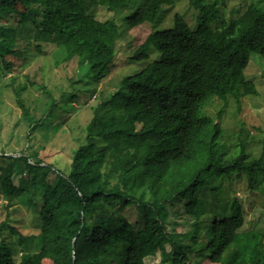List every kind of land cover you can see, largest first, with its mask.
<instances>
[{
  "label": "trees",
  "instance_id": "obj_1",
  "mask_svg": "<svg viewBox=\"0 0 264 264\" xmlns=\"http://www.w3.org/2000/svg\"><path fill=\"white\" fill-rule=\"evenodd\" d=\"M16 1L0 0V69L10 74L27 146L15 155L0 152V192L8 204L39 202V224L20 239L29 245L31 236L35 251L18 259L10 238H0V264H146L157 253L164 264H193L192 253L218 264H264V231L244 229L240 199L223 194V184L230 187L250 168L264 174V145L251 156L244 123L234 132L221 122L224 113L237 116L242 97L258 94L244 70L250 54L264 58V0H244L230 17L222 0H190L193 26L175 13L172 26L150 32L127 55L115 85L94 97L65 170L44 163L38 134L45 138L58 108L106 77L118 60V39L159 23L180 0H19L16 24H2ZM30 55L40 64L22 73ZM48 56L71 86L58 96L42 74ZM32 89L41 94L29 105ZM23 172L16 184L12 174ZM210 201L215 214L197 212ZM179 203L189 226L170 232L168 209L169 222L178 224Z\"/></svg>",
  "mask_w": 264,
  "mask_h": 264
},
{
  "label": "rangeland",
  "instance_id": "obj_2",
  "mask_svg": "<svg viewBox=\"0 0 264 264\" xmlns=\"http://www.w3.org/2000/svg\"><path fill=\"white\" fill-rule=\"evenodd\" d=\"M21 1V0H20ZM19 0L16 1L18 6L16 11L9 19H2V24L12 25L16 24L19 18L17 12L22 10V5H19ZM190 0H180L167 9L162 15L159 23L157 24H142L132 28L117 41L118 57L114 62L111 69L107 72L106 77L102 80H98L91 85H88L89 90L86 93H79L76 98H70L68 106L65 108H58L55 116V120L51 126H56L54 130L59 131L58 134L53 133V129L49 130L48 134H38V139L42 141V144L46 145V149L42 150L41 157L47 165H55L56 168L61 170L67 169L68 163L71 160V150L76 147L79 137H81L82 129L84 125L89 121L92 116L91 104L95 96L99 95L101 89L112 88L116 83V78L122 75L124 69H126V57L131 54L135 48L140 45L146 38V36L154 29L170 27L173 24V16L175 13H180L184 16L185 20L190 26H193L194 21V9L190 5ZM225 3V9L223 11L226 17L232 16L234 13L231 9H234L239 5L240 10L243 9L242 4L244 0H222ZM143 0H137L136 5H140ZM261 4V2H259ZM234 7V8H233ZM126 11H124V14ZM96 16L99 19L104 18V13L101 9L96 8ZM150 57L153 58L156 54L150 51ZM37 57L30 55V58L24 62L21 72L32 73L40 61H37ZM43 71L44 79L48 87H51L56 96L59 95L60 90H70L71 86L69 82L63 77L65 74L63 71H57L53 68L51 57L48 56L44 59ZM41 64V65H42ZM133 66V65H132ZM244 74L247 78L251 79L256 87L258 94L247 95L241 99V111L237 116H232L230 113H224L221 117V122L227 131L233 130L234 132L238 128V121H242L245 128L249 131L246 136L247 152L253 157H259L261 154L262 146L264 145V58L258 54H250L249 63L244 70ZM10 74L4 73L0 69V152L5 151L8 154H18L27 146L26 139L24 137L26 130V123L20 117V110L15 104L14 96L9 85ZM39 77V75H38ZM77 86H80L78 84ZM39 90L32 89L25 94V100L27 104L32 105V100L40 95ZM218 107H221L219 104ZM54 124V125H53ZM236 127V128H235ZM226 139V137H225ZM264 167V163H263ZM38 173L46 170H38ZM20 175H27L26 172L14 173L13 181L17 184ZM226 187L223 191L225 200H231L234 195L240 199L245 213L244 229H254L257 231H264V174L256 167L250 168L241 179L234 181L228 185L223 184ZM8 200L0 192V226L2 224L11 225L16 232H11L9 228L0 227V238H10L11 247L14 251L15 259H18L22 251H35L34 241L29 237V245L20 242L21 236H29L38 232L39 220L36 217L37 207L40 206L36 201L35 208H32L27 200L20 198L17 201ZM182 203L177 204V210L179 216L176 220L178 224L173 225L171 218L173 216V210L168 209V231L180 232L186 230L189 226V221L180 212L183 211L180 207ZM176 209V208H175ZM218 208L215 201L202 202L197 207L198 213H212L215 214ZM167 239L162 240L166 246ZM193 264H218L210 260L207 254L199 255L192 253ZM146 264H164L161 262L160 255L157 253L154 256L145 258ZM42 264H50L45 260Z\"/></svg>",
  "mask_w": 264,
  "mask_h": 264
}]
</instances>
